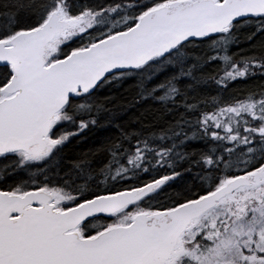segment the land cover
Returning <instances> with one entry per match:
<instances>
[{
	"label": "snow or ice",
	"instance_id": "obj_1",
	"mask_svg": "<svg viewBox=\"0 0 264 264\" xmlns=\"http://www.w3.org/2000/svg\"><path fill=\"white\" fill-rule=\"evenodd\" d=\"M0 264H264V0H0Z\"/></svg>",
	"mask_w": 264,
	"mask_h": 264
}]
</instances>
